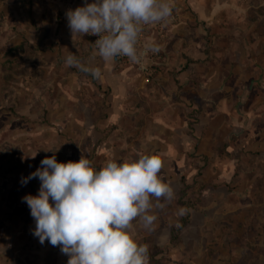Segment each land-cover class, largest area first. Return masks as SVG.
<instances>
[{
	"label": "rangeland",
	"instance_id": "rangeland-1",
	"mask_svg": "<svg viewBox=\"0 0 264 264\" xmlns=\"http://www.w3.org/2000/svg\"><path fill=\"white\" fill-rule=\"evenodd\" d=\"M2 3L3 0H0V4ZM170 3L174 5L171 19L167 23L148 25L145 29V44L154 42L160 46V51L146 55L144 76H137L134 72L132 76L129 72L126 74L128 77H134L133 82L137 78L136 85H144L139 91L130 89L133 91V104L130 108L133 107L131 110L134 116L144 102L148 105V111L159 107L158 97L161 91L176 90L181 97L188 99L192 90L198 89L197 81L195 88H190L186 78L181 82V77H175L186 62L200 64L199 56L204 53L212 58L209 64L214 68L213 88L218 86V77L226 78L223 79L224 88L219 85L222 90L212 95L214 102L211 103L209 112L214 113L215 103L222 96L227 98L231 108L240 94H236L235 89L241 88V82L246 81L249 74L252 75V68L249 67L262 66L264 69V0H203L195 9L190 0H170ZM2 15L3 9L0 7V17ZM19 49L16 54H20L18 62L13 60L12 47L5 50L3 64L9 74L4 79L5 86L10 82L14 71H28L27 63L30 61L32 49ZM185 51L198 57L185 60V63L183 60L180 65L177 62L178 67L175 66L176 63H171L174 55L186 56ZM163 54L169 55L167 61L162 60ZM243 62L249 67L236 70L240 66L239 63ZM261 74L262 81L258 90L249 91L246 89L247 84H243L248 92L245 94L244 104L250 109L246 123H249V116H257L255 120L259 123L258 128H264V71L261 70ZM82 95L88 104V108L81 112L86 127H82L78 132L72 124L66 125V131L74 135L73 138L70 136L66 139L71 156L57 157L54 154L56 160L61 159L63 163L77 162L84 152L85 157L89 158L94 166L99 167L110 158L123 160L137 152L145 151L162 159L161 175L174 189L175 198L165 209L155 210L157 220L153 231L141 229L138 224L136 229V240L149 246L150 264H264V151L259 155L253 146L243 147L235 140L230 142V151H226L227 145L221 147L207 141H203L200 150H196L197 141L188 139V134H192V125L197 121L201 110L191 108L185 101H181L180 106L187 119L186 126L176 129L181 135L180 141H172L171 147L159 139L140 141V134L147 129L152 130L147 123L142 124L135 118L124 123L121 116L117 126L107 122V89L100 96L91 91L83 92ZM53 96L60 100L58 94ZM63 108L70 113L75 111L71 104L64 105ZM33 111L34 114L40 115L46 112L39 108H34ZM63 111L58 109V112ZM98 123L102 124L103 129L96 127L90 131L91 124ZM255 128L253 127L252 131H255ZM11 132L13 133V130ZM54 142L58 140L54 139L53 144ZM6 146L10 147L8 150L11 155L16 152V156L21 154L24 160L27 159L29 147L28 143L22 140L4 146L0 140V170H3L4 174L12 170L10 160L1 159ZM172 147L181 150V154L178 155L175 151L170 159L164 157V152ZM209 150L219 156L213 155L212 152L209 154ZM38 161L40 167L41 160ZM227 165L235 166L233 180L222 183V178H215L209 171L211 168ZM225 171L227 172L226 168ZM173 176L174 178L169 180ZM223 179H228V175ZM1 192H4L3 197L6 199L7 190L2 189ZM179 207L189 208V217L187 214L178 217L176 212ZM19 211L26 212L24 216L29 213L25 206ZM178 222L181 224L180 228L175 226Z\"/></svg>",
	"mask_w": 264,
	"mask_h": 264
},
{
	"label": "crops",
	"instance_id": "crops-1",
	"mask_svg": "<svg viewBox=\"0 0 264 264\" xmlns=\"http://www.w3.org/2000/svg\"><path fill=\"white\" fill-rule=\"evenodd\" d=\"M4 1L0 4L3 9V15L0 17V140L3 146L12 144L16 140H22L26 141L29 147L26 160L21 154L16 156V152L11 155L8 150L9 146L2 151L1 159L10 160L12 170L5 174L3 170H0V264H68L69 257L63 254L59 247L52 246L47 240L41 244L39 239L33 236L35 221L22 197L29 194L36 195L40 181L34 178L22 186L21 178L27 177L39 167L38 160L54 154L57 157L71 156V149L67 147L66 139L70 136L73 138L74 135L66 131V125L72 124L78 132L82 127H86L81 112L88 108V104L82 95L83 92L91 91L100 96L103 91L108 90L107 122L115 126L119 125L118 121L121 117L124 123L134 118L142 124L147 123L152 130L147 129L140 134V141L159 139L168 143L170 147L172 141H180L181 135L176 132V129L179 126L181 129L186 126L187 119L180 106L181 101H185L191 108L201 110L197 115V121L192 125V134H188V139L197 141L196 150H200L202 142L207 141L221 147L227 145L225 149L230 151L232 149L230 142L235 140L239 141L243 147L253 146L259 155L264 151V128H258L259 123L255 120L257 116H249V123H246L248 120L246 116L250 115L248 112L250 109L244 104L245 94H248L245 90H258L261 86V70L264 71L262 66L249 67L244 62L239 63L240 66L236 70H245L244 68L249 67L252 68V75L249 74L247 80L241 82V88L235 89L236 94H240L231 108L230 102L222 96L215 103L213 113V111L209 112L211 103L214 102L212 95L222 90L219 85L224 88L223 79L226 78L225 76L218 77V86L213 88L214 68L212 64H209L212 58L207 57L205 53L204 55L200 53V64L186 62L175 77L176 79L181 77V82L186 78L190 88H195V81H197L198 89L192 90L188 99L181 97L176 90L161 91L158 97L159 107L148 111L147 103L141 102L134 116L131 110L133 107L130 108L133 104V91L130 89L135 88L139 91L144 85H136L138 84L137 78L133 82L134 77H128L126 74L129 72L132 76L134 72L135 75L141 77L145 75V71H138L131 66L118 67L113 62L104 61L97 56L95 65L101 68L102 75L99 79H93L90 75L80 73L76 68L67 67L64 63L69 52L76 54L81 60H87L96 52L89 35L72 38L67 26L66 10L83 6L85 0ZM190 1L193 9L203 3V0ZM87 2L91 3L92 0H87ZM10 47L13 48L11 51L13 60L17 62L20 61V54L16 55L19 48L32 49V55L27 63L28 71L24 73L14 71L10 82L5 86L4 79L9 74L6 73L3 63L5 50ZM184 54L186 56L174 55L171 63H176L175 66L178 67L183 60L185 63V60L198 57L187 51ZM168 56L164 55L162 60L167 61ZM244 82L247 84L246 89L243 86ZM53 94H58L60 100L55 99ZM67 104H71L75 111L70 113L63 108ZM34 108L44 109L46 112L41 115L34 114ZM58 109L64 111L61 113ZM102 123L105 124L104 121ZM96 127L99 130L103 129L101 123L91 124L90 131ZM253 127H256L255 131H252ZM54 139L58 142L53 144ZM191 147L194 150L193 146ZM175 151L178 155L181 154V150L172 147L164 152V157L170 159ZM209 151L210 154L212 150ZM212 154L219 156L218 153L212 152ZM57 162L63 163L61 159ZM234 167L220 166L211 168L209 171L215 178H222L220 182L224 183L233 180ZM225 174L228 175V179H223ZM173 178L174 176L169 180ZM2 189L7 190L6 199H4L5 196L3 197L4 192H1ZM8 202L9 206H7ZM23 206L28 208L29 215L24 216L26 212L19 211ZM5 207H8L6 211Z\"/></svg>",
	"mask_w": 264,
	"mask_h": 264
},
{
	"label": "clouds",
	"instance_id": "clouds-1",
	"mask_svg": "<svg viewBox=\"0 0 264 264\" xmlns=\"http://www.w3.org/2000/svg\"><path fill=\"white\" fill-rule=\"evenodd\" d=\"M173 8L170 0H85L66 10L72 38L87 34L98 39L91 57L81 60L69 52L65 65L99 79L97 56L107 62L127 57L140 64L149 52L160 51L154 42L138 47L140 34L145 26L167 23ZM162 168V159L147 151L110 158L99 167L83 153L77 162L60 163L55 155L42 159L40 167L21 178L22 186L34 178L40 181L36 195L22 197L35 221L33 236L59 247L68 264H150L149 246L136 240V229L138 224L153 231L155 210L175 198ZM189 211L179 207L176 215Z\"/></svg>",
	"mask_w": 264,
	"mask_h": 264
},
{
	"label": "built area",
	"instance_id": "built-area-1",
	"mask_svg": "<svg viewBox=\"0 0 264 264\" xmlns=\"http://www.w3.org/2000/svg\"><path fill=\"white\" fill-rule=\"evenodd\" d=\"M147 27L148 26H145L144 30L140 34V39H139V44H138V47H140V48H143V46L145 45L144 38H145V29ZM89 37L91 39V43H92L93 47L95 48L94 43H95V40L98 39V37L92 36V35H89ZM145 58H146V56L143 58V60L141 61L140 64H135V63H132L127 57H117L115 62H113V63L118 67L131 66V67L137 69L138 71H146V66L144 65Z\"/></svg>",
	"mask_w": 264,
	"mask_h": 264
},
{
	"label": "trees",
	"instance_id": "trees-1",
	"mask_svg": "<svg viewBox=\"0 0 264 264\" xmlns=\"http://www.w3.org/2000/svg\"><path fill=\"white\" fill-rule=\"evenodd\" d=\"M189 209V208H188ZM187 216L189 217V214L187 213Z\"/></svg>",
	"mask_w": 264,
	"mask_h": 264
}]
</instances>
